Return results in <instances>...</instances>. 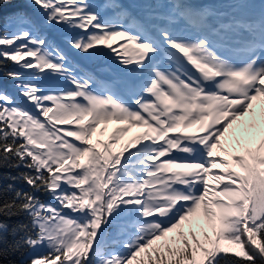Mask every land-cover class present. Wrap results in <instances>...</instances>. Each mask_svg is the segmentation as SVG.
<instances>
[{"label": "snow or ice", "instance_id": "obj_1", "mask_svg": "<svg viewBox=\"0 0 264 264\" xmlns=\"http://www.w3.org/2000/svg\"><path fill=\"white\" fill-rule=\"evenodd\" d=\"M132 7L0 0V75L23 98L0 91V169H24L0 172V264H133L142 253L150 264H264V110L240 154L219 155L264 102V3ZM56 26L76 32L65 39L82 54L115 53L136 78L128 99L72 63L48 35ZM112 123L144 131L93 139ZM201 210L206 224L194 225Z\"/></svg>", "mask_w": 264, "mask_h": 264}, {"label": "bare ground", "instance_id": "obj_2", "mask_svg": "<svg viewBox=\"0 0 264 264\" xmlns=\"http://www.w3.org/2000/svg\"><path fill=\"white\" fill-rule=\"evenodd\" d=\"M255 104L260 106V107H264V102H262V101H256ZM253 121H255L257 124H259L260 123V117L256 116V115L251 116V120H249L248 123H245L244 120L237 121L236 124L233 125V128L230 130L231 134L234 131H238L239 137H240V135L243 134V129L245 128V126L248 125L249 123L253 122ZM222 153H224V152H220L219 155H221Z\"/></svg>", "mask_w": 264, "mask_h": 264}, {"label": "trees", "instance_id": "obj_3", "mask_svg": "<svg viewBox=\"0 0 264 264\" xmlns=\"http://www.w3.org/2000/svg\"><path fill=\"white\" fill-rule=\"evenodd\" d=\"M10 259L14 260V261L17 260L15 255L11 256ZM3 264H6V262H3ZM133 264H150V262L148 260V255L146 253H144V256L141 259H137Z\"/></svg>", "mask_w": 264, "mask_h": 264}, {"label": "rangeland", "instance_id": "obj_4", "mask_svg": "<svg viewBox=\"0 0 264 264\" xmlns=\"http://www.w3.org/2000/svg\"><path fill=\"white\" fill-rule=\"evenodd\" d=\"M255 106H256V105H255ZM257 106H258V105H257ZM255 108H256V107H255ZM260 108H261V107H260ZM261 109H262V108H261ZM245 120L248 121V119H247L246 117H245ZM222 142H223V144H224V140H222ZM200 214H202V210H201V213H200ZM200 214H199V215H200ZM198 218H199V217H198ZM202 219H203V220H196V221H193L192 223H193L194 225H200V226H203V225L206 224V221L204 220V218H202ZM186 228H188L187 225L185 226V229H186ZM185 229H184V230H185ZM196 230L199 232V228H197ZM187 231H188V230H186L185 232H187Z\"/></svg>", "mask_w": 264, "mask_h": 264}]
</instances>
